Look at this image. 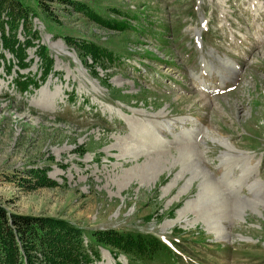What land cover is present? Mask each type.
I'll list each match as a JSON object with an SVG mask.
<instances>
[{
  "label": "rangeland",
  "instance_id": "374dc122",
  "mask_svg": "<svg viewBox=\"0 0 264 264\" xmlns=\"http://www.w3.org/2000/svg\"><path fill=\"white\" fill-rule=\"evenodd\" d=\"M21 1L35 14L16 37L34 45L18 69L0 38V202L87 233L153 234L184 255L136 264H264V0ZM85 40L112 57L96 62ZM216 58L231 66L225 84ZM21 76L37 86L20 90ZM212 77L216 97L202 90ZM190 113L206 121L194 143L179 139ZM33 168L55 184L19 185ZM96 247L87 264H129Z\"/></svg>",
  "mask_w": 264,
  "mask_h": 264
},
{
  "label": "trees",
  "instance_id": "16d2710c",
  "mask_svg": "<svg viewBox=\"0 0 264 264\" xmlns=\"http://www.w3.org/2000/svg\"><path fill=\"white\" fill-rule=\"evenodd\" d=\"M34 14L35 9L21 0H0L2 49L12 54L18 69L26 67L28 63L25 50L29 45H34L29 40L20 42L17 39L18 26L25 24ZM48 15L46 14L47 17ZM89 15L100 24L116 29L122 27L116 22L103 19L92 10ZM29 33L34 37L32 29ZM79 44L96 62L112 57L111 52L94 41L85 40ZM41 50L39 56L42 57L44 78L51 70L53 61L43 46ZM18 84L20 90L26 89L30 84L37 86L34 79L25 78L18 81ZM44 173V170L33 168L29 171L30 180H21L19 185L29 189L53 186L55 183L47 179ZM84 237L89 240V247L84 244ZM96 246L103 247L114 255L122 252L129 264H136L138 259H151L157 255L178 257L153 234L131 233L114 228L87 233L61 218L10 212L0 202V264H87L93 258H99V249Z\"/></svg>",
  "mask_w": 264,
  "mask_h": 264
},
{
  "label": "bare ground",
  "instance_id": "6f19581e",
  "mask_svg": "<svg viewBox=\"0 0 264 264\" xmlns=\"http://www.w3.org/2000/svg\"><path fill=\"white\" fill-rule=\"evenodd\" d=\"M170 127V126H169ZM135 130V129H134ZM164 131H167V128H165V130L163 129V132ZM135 132H137V131H135ZM141 133V132H140ZM134 139V138H133ZM153 139H154V141H155V139H156V143H157V137L155 136V138L153 137ZM150 143L153 145V148L155 149V150H158V151H156L157 153H155V156L156 155H158V154H164V152H162L160 149H159V145H155V143L154 142H151L150 141ZM155 145V146H154ZM126 147L128 148L129 146L128 145H126ZM140 147V146H139ZM133 150V149H132ZM154 155V154H153ZM134 157V156H133ZM135 159V158H134ZM226 166V165H225ZM207 192V191H206ZM207 208V207H206ZM207 210V209H206ZM196 211H199L198 209L196 210ZM186 217V216H185ZM180 220V219H179ZM183 220V219H182Z\"/></svg>",
  "mask_w": 264,
  "mask_h": 264
}]
</instances>
